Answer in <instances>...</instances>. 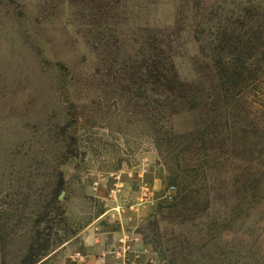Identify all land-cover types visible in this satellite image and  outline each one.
Wrapping results in <instances>:
<instances>
[{"label":"rangeland","instance_id":"1","mask_svg":"<svg viewBox=\"0 0 264 264\" xmlns=\"http://www.w3.org/2000/svg\"><path fill=\"white\" fill-rule=\"evenodd\" d=\"M193 4L0 0V264L38 231V264H75L91 223L134 233L154 264H264V79L217 98ZM147 65L189 94L146 86ZM143 168L154 199L133 208Z\"/></svg>","mask_w":264,"mask_h":264},{"label":"trees","instance_id":"2","mask_svg":"<svg viewBox=\"0 0 264 264\" xmlns=\"http://www.w3.org/2000/svg\"><path fill=\"white\" fill-rule=\"evenodd\" d=\"M191 28L195 38V57L201 59L198 71L214 72L217 83L210 88L217 98H240L264 75V0H193ZM165 54H170L171 49ZM166 55V56H167ZM168 57V61L170 60ZM173 57V56H172ZM205 65V66H204ZM174 67V66H173ZM146 86L159 84L161 94H189L175 70L163 65L162 70L147 65ZM152 92L155 90H151ZM221 97H220V96ZM264 145V143H262ZM264 152L261 150V154ZM64 189L63 174L57 178L53 196ZM27 249L20 264H38L50 245L40 243V232ZM40 245V248L38 246ZM187 258L180 264H188ZM199 263V262H197ZM171 264H176L174 260ZM190 264V263H189Z\"/></svg>","mask_w":264,"mask_h":264},{"label":"built area","instance_id":"3","mask_svg":"<svg viewBox=\"0 0 264 264\" xmlns=\"http://www.w3.org/2000/svg\"><path fill=\"white\" fill-rule=\"evenodd\" d=\"M145 168H143L137 175L138 195L136 201L143 205L154 199V189L149 185L145 178ZM130 177L133 174H129ZM122 181L120 176H116L110 192V196L116 199L122 192ZM169 194V193H168ZM168 194L166 197H168ZM138 239L135 234L130 231H124L118 238L116 246L110 251L119 264H154V259L150 256V251L147 247L138 248ZM145 258H147L145 260ZM81 260V254L76 253L72 256V261Z\"/></svg>","mask_w":264,"mask_h":264},{"label":"crops","instance_id":"4","mask_svg":"<svg viewBox=\"0 0 264 264\" xmlns=\"http://www.w3.org/2000/svg\"><path fill=\"white\" fill-rule=\"evenodd\" d=\"M137 194L138 191L132 195L124 192V195L131 197L130 201L133 208L138 205L136 203L137 201H133ZM122 233L123 231L119 229L109 230L96 223L89 224L82 231V251H77L72 255L74 256L76 253H80L81 260L73 262L75 264H119V262L109 253L116 246L118 238ZM137 239L138 242H141L139 238Z\"/></svg>","mask_w":264,"mask_h":264}]
</instances>
